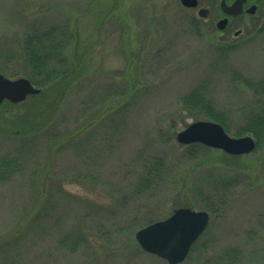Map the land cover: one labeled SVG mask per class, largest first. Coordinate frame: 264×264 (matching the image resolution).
Here are the masks:
<instances>
[{
	"label": "rangeland",
	"instance_id": "374dc122",
	"mask_svg": "<svg viewBox=\"0 0 264 264\" xmlns=\"http://www.w3.org/2000/svg\"><path fill=\"white\" fill-rule=\"evenodd\" d=\"M216 1L0 0V64L9 78L20 66L8 60L9 49L20 53L25 34L36 29L67 23L87 44L83 74L41 126L45 132L20 139L0 131V154L29 156L0 181V264H168L136 244L138 223L179 206L205 209L203 195L224 183L219 213L207 210L203 247L175 264H209L232 249L242 256L232 264H264V144L256 147L241 129L253 104L245 80L264 75V11L237 43H225L226 32L215 30ZM199 7L209 8L206 19ZM122 88L128 95L112 93ZM193 89L225 112L229 135L254 138L250 152L205 145L197 157L182 156L176 132L211 120L180 108ZM27 97L0 106V130L30 111ZM161 131L171 139L162 141ZM152 154L165 156L161 180L138 192L139 164Z\"/></svg>",
	"mask_w": 264,
	"mask_h": 264
},
{
	"label": "trees",
	"instance_id": "16d2710c",
	"mask_svg": "<svg viewBox=\"0 0 264 264\" xmlns=\"http://www.w3.org/2000/svg\"><path fill=\"white\" fill-rule=\"evenodd\" d=\"M86 48L87 44L80 40L76 27L74 26L73 31H71L68 24L64 23L55 26L50 25L44 29H36L25 34L20 53L9 49L10 57L8 60H12L11 62L16 60L20 63L19 67H13L15 68L12 71L13 74L27 77L34 85L40 87V90L38 93L28 95L27 97V99L29 98L33 101L30 111L17 113L4 125L5 129L0 131L6 132L5 134L8 135L14 133L20 139L35 137V135L41 133L43 130L40 129L41 126L52 120V115L57 111L58 106H60L59 104L67 97V92L71 85L81 78L83 74V59L84 56H87ZM0 71L4 75L5 72L8 73L7 67L1 64ZM245 83L252 90L253 104L249 106V111L246 112L247 119L241 126V129L242 131L250 132L254 136L257 144L256 147H258L264 144V75L255 83H250L247 80H245ZM112 93L128 95L126 89L123 88L118 89V92L116 90ZM24 102L26 101L21 103ZM1 105H14V103L4 100L1 102ZM126 105H124V108L128 106ZM180 105V108L187 110L188 115L191 117L197 118L204 115L208 119L221 123L225 129L227 128L225 112L215 109L212 102L206 99L199 89H193L184 93L181 96ZM109 125L112 131L118 129V125L115 123H110ZM169 126L170 128L174 127L173 121L170 122ZM171 134L172 132L161 131L159 136L162 141H166L171 139ZM51 136L52 134L46 131L45 138L49 139ZM160 138L158 137V139ZM57 141L58 138L54 141L53 147ZM21 146L23 145L19 147ZM183 146L184 151L182 156L193 158L199 155L205 145L199 142H192ZM42 147L45 148L44 145ZM22 157L23 159L18 149L13 154L9 152L0 154V181H8L13 177V174L21 170L20 168L25 162L24 159H27L29 156L27 154ZM163 158L165 159V156L152 154L141 160L137 171L136 191H147L159 184L161 180L159 179L160 175L165 168ZM213 188V190L210 189V192L203 195L204 200L201 203L210 213H219L220 206L226 200L225 183L221 186V190H216L215 186ZM150 221L152 220L148 219V222ZM138 225L141 226L143 224L138 223ZM199 238L200 236L191 245L188 255L197 254L200 248L203 247L202 243L199 244ZM75 243L77 244V241H70V244ZM136 244L138 243L136 242ZM241 257L240 252L235 249L226 250L209 264H232L239 262Z\"/></svg>",
	"mask_w": 264,
	"mask_h": 264
},
{
	"label": "water",
	"instance_id": "95a60500",
	"mask_svg": "<svg viewBox=\"0 0 264 264\" xmlns=\"http://www.w3.org/2000/svg\"><path fill=\"white\" fill-rule=\"evenodd\" d=\"M185 6H196L197 0H180ZM241 0H233L226 4L219 1V6L225 13H236ZM205 8H199L198 14L204 15ZM225 18L216 23L222 28ZM39 88L35 87L28 78L19 76L7 78L0 73V102L7 99L17 102L25 99L29 94H35ZM178 142L187 144L200 142L207 146L216 147L231 154L248 153L255 147V140L250 134L231 136L223 126L216 121L196 119L178 130L175 134ZM209 221V213L205 209H192L179 206L166 217L147 223L134 232V238L142 250L157 255L175 264L187 255L191 244L204 230Z\"/></svg>",
	"mask_w": 264,
	"mask_h": 264
},
{
	"label": "flooded vegetation",
	"instance_id": "af4514ba",
	"mask_svg": "<svg viewBox=\"0 0 264 264\" xmlns=\"http://www.w3.org/2000/svg\"><path fill=\"white\" fill-rule=\"evenodd\" d=\"M219 1H216L215 11L216 16L214 18L215 30H217L220 34H227V38H224L222 41L226 39H232V44L237 43V39L240 40L245 32L252 29L253 19L259 11H264V0H241L239 10L236 13H225L219 6ZM233 0H225L226 4H231ZM209 13V8H206V11L202 18L206 19ZM225 18V23L222 28H217L216 23L219 19ZM246 26V27H245ZM236 39V40H235ZM235 40V41H234ZM225 43L228 41H224ZM231 46V44H229Z\"/></svg>",
	"mask_w": 264,
	"mask_h": 264
},
{
	"label": "bare ground",
	"instance_id": "6f19581e",
	"mask_svg": "<svg viewBox=\"0 0 264 264\" xmlns=\"http://www.w3.org/2000/svg\"><path fill=\"white\" fill-rule=\"evenodd\" d=\"M0 73H1L3 76L9 78L8 76L4 75L1 71H0ZM23 77H24V76H23ZM26 78H27V77H26ZM38 92H39V91H38ZM38 92H37V93H38ZM35 94H36V93H35ZM4 100H7V99H2V101H4ZM2 101H1V102H2ZM8 101H9V100H8ZM1 102H0V103H1ZM17 102H18V101H17ZM245 119H247V117H245ZM191 143H192V142H191ZM137 229H138V228H137ZM136 242H137V241H136ZM138 245H139V244H138ZM139 246H140V245H139ZM140 248H141V247H140ZM141 249H142V248H141ZM143 251H144V250H143Z\"/></svg>",
	"mask_w": 264,
	"mask_h": 264
}]
</instances>
